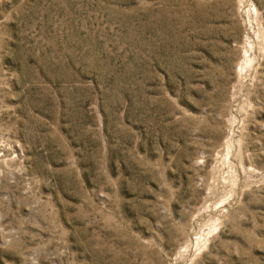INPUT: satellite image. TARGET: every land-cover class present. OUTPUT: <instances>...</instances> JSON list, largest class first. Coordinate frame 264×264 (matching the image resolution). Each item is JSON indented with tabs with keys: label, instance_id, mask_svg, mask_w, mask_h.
Instances as JSON below:
<instances>
[{
	"label": "rangeland",
	"instance_id": "obj_1",
	"mask_svg": "<svg viewBox=\"0 0 264 264\" xmlns=\"http://www.w3.org/2000/svg\"><path fill=\"white\" fill-rule=\"evenodd\" d=\"M0 264H264V0H0Z\"/></svg>",
	"mask_w": 264,
	"mask_h": 264
}]
</instances>
